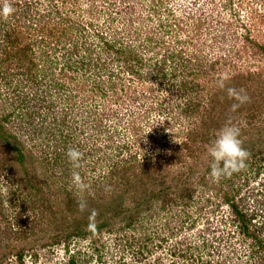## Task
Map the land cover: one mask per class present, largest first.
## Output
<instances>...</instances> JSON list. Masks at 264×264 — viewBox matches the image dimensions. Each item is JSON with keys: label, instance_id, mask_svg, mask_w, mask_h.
Instances as JSON below:
<instances>
[{"label": "rangeland", "instance_id": "1", "mask_svg": "<svg viewBox=\"0 0 264 264\" xmlns=\"http://www.w3.org/2000/svg\"><path fill=\"white\" fill-rule=\"evenodd\" d=\"M35 1L31 14L36 17L39 9L46 15L45 25L53 32H43L54 44L34 52L42 65L35 70L38 80L31 81L38 88L21 81L24 67L10 65L13 78L0 79V116L13 113L8 126L45 165L37 169L14 152L12 169L5 164L0 171L6 207L0 215V256L23 245L27 258L37 253L47 262L55 258V250L42 243L72 228L71 221L64 222L72 214L59 216L63 209L55 203L65 190L89 196V209H96L94 221L88 211L74 210L84 227L105 224L74 245L82 264H91L95 256L101 264H257L256 256L262 254L253 250V236L233 220L231 203L245 212L250 232L264 241V153L260 161L244 143L250 154L246 166L215 180L209 174L207 146L222 126H216L219 106L211 102L222 96L219 79L257 74L255 82L264 92V0ZM16 8L22 16V5ZM10 17L3 20L13 24L16 18ZM20 20L39 34L29 26L30 15ZM75 46L71 57L69 49H60ZM44 48L50 54L47 63ZM63 54L70 57L68 65ZM19 93L26 97L24 105ZM257 107L241 112L236 125L241 139L263 147L264 109ZM69 148L84 154L77 169L89 186L83 193L71 182ZM0 150L3 154L1 142ZM143 163L148 169L141 173ZM129 165V171L121 172ZM35 170L47 185L41 191L20 179ZM30 178L32 182L35 176ZM168 185L176 189L170 192ZM163 189L172 197L166 205L156 194ZM41 192L50 194L56 210L46 212L47 219L37 197ZM16 215L29 233L25 240L9 237L20 229L17 223L7 226ZM90 237L98 244L90 243ZM205 241L209 245L204 247ZM13 256L1 263H20Z\"/></svg>", "mask_w": 264, "mask_h": 264}, {"label": "trees", "instance_id": "2", "mask_svg": "<svg viewBox=\"0 0 264 264\" xmlns=\"http://www.w3.org/2000/svg\"><path fill=\"white\" fill-rule=\"evenodd\" d=\"M35 0H11L10 3L14 8V12L11 14L12 17H10L12 19V21H14V19L16 18L15 22L13 24H7L6 20H3V16H0V79L4 78L5 81H8V79H12L13 78V73L12 71L10 72V65L13 66H17L19 68H23L24 69L20 72L21 77V81H25V83H30L33 79L38 80L37 78V73L35 72L36 68H38L40 65L39 62H36L35 60L37 58H35L34 56V52H36V48H40V47H52L54 44V41H52V39H50L49 36H46L43 32V30H51L47 27L46 22H44V18H45V14L44 13H40V10L37 9L38 11L36 12V14L33 17L31 14L32 8L35 6ZM22 5V16L23 17H27L28 15H30V25L29 26H35L37 28H35L36 30H39V34L35 33L34 31H32L30 28L26 27L25 23L26 22H22L20 19H22L21 13H19L18 15H16V12L19 11L17 10L16 7L19 8V6ZM33 12V11H32ZM59 10L57 11V13L59 14ZM26 15V16H25ZM46 28V29H44ZM52 30L48 32V34H52ZM36 36V40H34V36ZM66 45V44H65ZM78 46V45H76ZM62 47L60 49H69L70 53V57L72 56V54H74L76 52V48L78 47ZM264 50V46L261 47ZM43 52V57L45 59V63H47L48 61H50V54L48 53L49 50L45 49L42 51ZM47 53V54H46ZM66 53H68V51H66ZM131 53V52H130ZM64 58H67L65 60V65H68L70 57L66 56L65 54ZM138 58V55H135ZM42 57V56H41ZM140 61V59H138ZM5 62H9L6 65V68L4 67L3 63ZM142 63H145L144 61H141ZM44 65V64H43ZM27 67V69H26ZM159 69L160 67H158V75H159ZM131 72H134L136 74H138L136 72V70H134V68L131 69ZM165 75V73H164ZM237 76V77H236ZM234 77H230L227 79H223L225 81V89H223V93L222 96L216 95L214 96V98L211 99V102H215L213 104L214 108H217V106H219V112H218V116L221 118V122L217 123L216 126L220 127V125H223L225 123V121L227 119H231L235 124L237 121V118L239 117V114L241 112H243L245 109L249 110L250 112H252L255 107H256V103H258V107L260 106L263 107L264 109V96H261V94H263L264 92L262 90H260L258 82L256 83L255 80L259 77V75L257 76V74H249L248 78L245 75H236ZM242 76V77H240ZM246 77V78H245ZM43 77L42 75L40 76V80H42ZM250 79H253V81H249ZM45 80V79H44ZM219 81H221L219 79ZM35 85V87L37 86L36 82H31ZM264 86V85H263ZM227 87H234L237 89H244L247 92V95L250 97V100L248 102H246L245 104L241 105L237 110L233 111L232 113H230V111L226 110L229 107L232 106L233 103H236L235 100L230 99L227 96V92H226V88ZM38 88V87H36ZM17 89V88H16ZM17 91V90H16ZM18 92V91H17ZM18 98H20L19 100V104L23 105L26 102V97L24 96V94H18L17 96ZM220 100H222V107L220 106ZM256 100V102H255ZM253 102V103H251ZM260 110V109H259ZM256 111V109H255ZM229 112V113H228ZM214 113H217L216 111H214ZM257 116H259L260 113H262V110L257 111L256 112ZM13 113H5L4 115L0 116V142L4 145V152L3 154H1V150H0V171L4 173V165L5 164H10L9 161L11 160L12 156L10 155L11 153L13 154L14 152L17 153V156L19 159L23 157L27 158L28 161L32 162L33 165L39 169L40 166H44V158L42 159L39 155L36 154H32L30 153V150H27V148L25 147L24 144V140L22 139V137L19 134H16L13 130L10 129V127L8 126V123L10 121V118L12 116ZM251 113H249L250 115ZM62 120V118H61ZM63 124H64V119L62 120ZM57 122V121H56ZM32 123V122H31ZM245 129V128H244ZM249 129V128H247ZM199 138V135L197 137V135L195 134L194 139ZM264 138V135H263ZM243 144L244 143H248L247 144V148L251 147L250 150H248L250 153L252 152V154L257 153L259 160L261 161L263 158V153H264V146L262 147L261 145H259V143L257 144V142H254V144H252L251 142H249V139L244 140L243 138L241 139ZM257 144V145H256ZM246 145V144H245ZM252 145V146H251ZM246 148V149H247ZM3 150V149H2ZM250 157V155H249ZM248 157V159H249ZM18 159V160H19ZM247 159V160H248ZM24 162V161H22ZM155 166V172L157 170L160 169L161 163H154ZM40 165V166H39ZM133 166H135L133 164ZM10 168L12 169V166L10 164ZM142 170L141 173L146 171L148 169L147 163H143L141 166ZM131 169L130 165L124 167L121 172L124 171H129ZM47 170V169H46ZM43 173V172H42ZM15 174L16 171H15ZM1 175V174H0ZM14 175V174H12ZM43 175H47L46 172L43 173ZM27 178L20 177L21 180H26L25 185L28 186H34L36 187L39 191L42 190V187H46V183H41L42 180L41 179V175L35 170L34 174H28L25 175ZM35 176L34 181L32 180L31 182V178L30 177ZM29 177V178H28ZM150 183V180H148ZM183 181V180H181ZM32 183V184H31ZM178 183V182H176ZM42 184V185H41ZM152 184V183H151ZM46 185V186H45ZM179 186V185H177ZM152 187L155 189V187L152 185ZM168 188H170V192L174 189H176L175 185H168ZM184 191L186 193H188L190 195V190H188L187 188H184ZM168 190L167 189H163L162 192H157L156 194L158 195V197L160 196V198L162 199V203L164 205H166V203L170 202L171 200V196L167 195ZM161 194V195H160ZM50 194H47L45 192H41L37 197L39 199L40 202H43V207L41 208L42 211L44 210V214H43V218L47 219V215H45L46 212H48L49 214H55L56 210L52 209V204L50 201ZM93 196V195H92ZM153 196V194L151 195V197ZM78 195L75 194L72 191H63L62 195H57V198L55 199V203L56 204H60V208L63 209V211H61V215L63 218L66 217V215L68 213H71L72 216L69 218V220H64V222L66 224H69V222L71 221V225L72 228L69 232H63L62 230L59 231L57 234L55 233L53 239L50 243H56L59 242L61 240H68L74 236L77 237H87L90 235H95L97 234L101 229L102 226H105L104 223H102V225H96L95 227H84L83 224L81 223L83 220L80 221L79 217H77V214H74V210H78L77 206H74V204H77V199H78ZM87 197L89 196H85L84 199H87ZM150 197V200H151ZM230 200V199H228ZM3 200L0 196V215L3 214L5 215V210L6 207L4 206V203H2ZM42 204V203H41ZM231 206L234 210V218L233 220L236 221L238 220V225L241 229L242 232H244L245 235H252L253 237L251 238L253 244L252 246L254 247L253 250L257 249V251L259 253H261L262 255H257V264H264V241L262 239H260L259 234L258 233H251L249 230V219H247L246 214L243 210H241L238 207V204H236L235 202L231 203ZM41 211V212H42ZM47 213V214H48ZM84 213V212H83ZM82 213V214H83ZM59 216H57L55 219H57ZM9 216H5V218L7 219ZM15 221L11 222H7V226L8 227H12V225H14L15 223H17L19 226V230L17 231H10L9 237L13 238L15 237H21L22 240H25L28 236V232L27 230L23 229L22 226H20L19 221H21V216L20 215H16L15 216ZM20 219V220H19ZM56 220L53 221V225H54V229H56ZM53 225L50 226V228L53 227ZM50 230V229H49ZM56 231V230H55ZM226 240V244L228 245L229 240ZM90 241V239H89ZM91 242V241H90ZM48 242L46 243H42V244H50ZM209 243L205 241V243L203 244V246H208ZM207 248V247H206ZM24 249L25 247L23 245L16 246L13 247L11 249H9L8 254H12L15 253L18 256V259L22 258V255L24 254ZM176 252V251H174ZM184 256V255H183ZM2 256H0V258H2Z\"/></svg>", "mask_w": 264, "mask_h": 264}, {"label": "clouds", "instance_id": "3", "mask_svg": "<svg viewBox=\"0 0 264 264\" xmlns=\"http://www.w3.org/2000/svg\"><path fill=\"white\" fill-rule=\"evenodd\" d=\"M13 12L14 8L11 5L10 0H0V16L7 17ZM218 86L221 89H225V81H219ZM226 92L227 96L230 99L236 101V103H233L231 106L232 111L237 110L241 105L250 100L247 92L242 88L237 89L234 87H227ZM240 137L241 129L229 118L218 130L215 139L207 146V155L210 158L209 174L213 179L219 180L224 176L231 175L234 172L242 170L246 166V161L250 154L244 148L243 142ZM83 155L84 154L77 148H69L66 152V156L73 168V171L71 173V182L74 188L79 193H83L89 187L81 177L80 172L77 170L81 166ZM77 209L81 213L88 211L90 221H94L95 216L98 215L96 209H89L88 202L82 195L77 199ZM94 226V223L89 224L90 228ZM73 240H75L76 243L81 242L79 237L74 236L68 240H61L56 243H51L49 244V246H57L62 243H64L65 245H70L72 244ZM97 240L98 239H96L95 237H90V243L92 244H95ZM140 254L143 255L142 252ZM11 255H14L13 257H16V259L20 261V263H14L11 261L10 264H23L24 256L22 255V258L18 259V256L15 253H6L3 258H0V264H5L8 259H11ZM92 257H94V255H92L91 258ZM4 259H6V261L1 263V261H3Z\"/></svg>", "mask_w": 264, "mask_h": 264}, {"label": "built area", "instance_id": "4", "mask_svg": "<svg viewBox=\"0 0 264 264\" xmlns=\"http://www.w3.org/2000/svg\"><path fill=\"white\" fill-rule=\"evenodd\" d=\"M73 244V245H72ZM72 244L65 245L64 243L57 245V246H49L50 250H55V258L51 259L50 262H47L45 259V255H41L39 253L36 254H30L29 258L28 256L23 257V264H82V261L84 258H81L77 254L78 247L74 249V245L76 244L75 240H73ZM48 249V250H49ZM84 263V261H83ZM91 264H101L98 261V256H95L93 258V261Z\"/></svg>", "mask_w": 264, "mask_h": 264}, {"label": "flooded vegetation", "instance_id": "5", "mask_svg": "<svg viewBox=\"0 0 264 264\" xmlns=\"http://www.w3.org/2000/svg\"><path fill=\"white\" fill-rule=\"evenodd\" d=\"M255 154H256V153H254L253 156H254ZM251 155H252V154H251ZM4 255H5V253H3V257H4ZM3 257H2V258H3Z\"/></svg>", "mask_w": 264, "mask_h": 264}]
</instances>
